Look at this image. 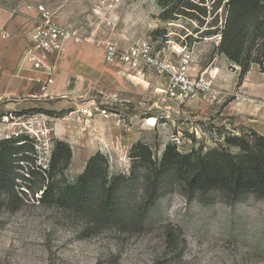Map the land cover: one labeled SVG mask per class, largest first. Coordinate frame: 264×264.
I'll use <instances>...</instances> for the list:
<instances>
[{
	"label": "rangeland",
	"instance_id": "rangeland-1",
	"mask_svg": "<svg viewBox=\"0 0 264 264\" xmlns=\"http://www.w3.org/2000/svg\"><path fill=\"white\" fill-rule=\"evenodd\" d=\"M37 1L56 12L61 24L83 27L88 32L84 34L96 40L111 37L123 48L149 38L168 42L177 51L186 43L194 54L196 47L193 68L216 73L220 86L228 81L222 78L225 72L234 79L230 83L233 88L227 91L242 88L247 82L264 92V73L257 64L240 82L241 68L218 52L228 0H205L208 13L202 27L185 17L163 20L159 0H121L115 30L99 26L100 18L94 20V26L86 22L100 0ZM16 15L28 17L22 0H0V21ZM208 30L216 34L202 37ZM125 70L107 64L103 50L95 45L71 47L54 82L42 87L43 96L0 101V142L28 136L33 141L29 146L35 144L31 163L43 169L56 143H67L73 154L64 176L67 183L76 182L89 160L103 154L109 159L112 174L132 180L125 208L131 199L142 195L145 171L133 152L138 143L149 146L154 158L160 160L168 145L187 154L193 149L218 148L232 135L257 133L248 124L255 114L239 110L241 104L234 97L220 104L195 100L177 105L162 92L164 83L157 74L145 71L138 76ZM65 89L71 91L64 93ZM92 98L99 100L106 114L82 116L80 110ZM57 180L55 187L65 182L63 177ZM44 183L39 172L33 190L26 184H22L20 189L25 193L20 195L0 190V264H264V198L248 195L226 201L220 193L210 192L191 200L180 179L167 170L155 183L157 196L144 228L106 224L95 232L59 203L50 200L40 204Z\"/></svg>",
	"mask_w": 264,
	"mask_h": 264
},
{
	"label": "trees",
	"instance_id": "trees-1",
	"mask_svg": "<svg viewBox=\"0 0 264 264\" xmlns=\"http://www.w3.org/2000/svg\"><path fill=\"white\" fill-rule=\"evenodd\" d=\"M204 4L205 0H159L164 11L161 18L167 21L185 17L202 27L208 13V5ZM227 4L228 18L224 29L220 30L222 39L218 52L241 68L239 81L242 82L253 64L264 73V0H228ZM201 34L206 37L216 32L208 30ZM30 142L33 143L24 135L0 142V190H8L9 195L24 194L20 189L22 184L33 190L34 178L41 172L45 183L40 189V204L46 205L50 200L59 203L72 217L86 221L91 230H97L95 232L106 224L144 228L157 196L155 183L167 170L180 179L191 200L210 192L220 193L226 201L248 195L264 198V137L257 133L232 135L218 148L193 149L187 154L168 145L160 160L154 158L149 146L138 143L133 152L135 161L145 171L142 195L138 200L131 199L125 208L123 204L128 203L132 180L123 174H112L109 159L103 154L97 153L89 160L76 182L67 183L64 176L73 157L71 147L57 142L43 169L31 163L29 156L30 152H35V144L31 147ZM58 177H63L65 182L55 187Z\"/></svg>",
	"mask_w": 264,
	"mask_h": 264
},
{
	"label": "built area",
	"instance_id": "built-area-1",
	"mask_svg": "<svg viewBox=\"0 0 264 264\" xmlns=\"http://www.w3.org/2000/svg\"><path fill=\"white\" fill-rule=\"evenodd\" d=\"M24 13L32 19L30 30V44L25 51L23 62L31 71L39 75L36 83L46 89L54 82L60 64L71 47L81 44H91L103 50L104 60L109 65H119L143 75L145 71L157 74L164 83L162 92L170 101L177 105L189 104L195 100H202L213 104L225 102L234 97V101L245 102L250 106L260 104L256 99L247 96L242 88L227 91L216 83V73H193V53L188 44L179 46L180 51L172 48L169 43L162 44L152 38L147 42L130 45L123 48L120 43L111 37L96 40L83 27H70L60 23L56 12L50 9L43 1L22 0ZM121 0H100L92 9V16L88 24L94 26L95 19L100 18L99 26L115 30L118 26L117 11ZM93 18V19H91ZM3 38L8 35L0 28ZM237 86V85H235ZM116 98V97H115ZM263 104V103H262ZM80 112L83 117L93 118L97 113L106 114L105 108L97 98H92ZM176 142L180 139L175 137Z\"/></svg>",
	"mask_w": 264,
	"mask_h": 264
},
{
	"label": "crops",
	"instance_id": "crops-1",
	"mask_svg": "<svg viewBox=\"0 0 264 264\" xmlns=\"http://www.w3.org/2000/svg\"><path fill=\"white\" fill-rule=\"evenodd\" d=\"M0 28L8 35L7 38H3L0 33V101L11 98L43 96L42 86L36 83L39 75L31 71L23 62L25 51L30 44L29 32L32 28V19L29 16L27 18L18 15L11 16L8 19L0 21ZM196 49L194 47V61H196ZM200 71L196 67L193 73L199 72L198 74H200ZM222 78H227L228 81L221 86L224 89L226 88V90H231L234 85L232 86L230 83L234 82V79L225 72L222 74ZM235 80L237 81L236 77ZM250 85L245 82L242 86L243 92L250 98L259 101L260 104L249 107L247 106L248 103L246 105L245 102H241L239 110L244 112L248 109L255 114L256 118L248 124L258 134L264 136V92H258V90L256 91L251 88ZM71 89H65L64 93L71 91ZM46 94L51 95L49 91ZM224 114H221V117L225 116Z\"/></svg>",
	"mask_w": 264,
	"mask_h": 264
}]
</instances>
